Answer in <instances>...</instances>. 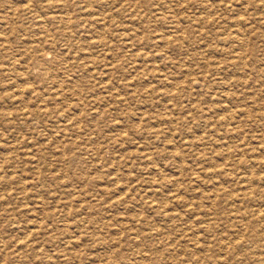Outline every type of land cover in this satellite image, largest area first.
Here are the masks:
<instances>
[{"label": "rangeland", "instance_id": "rangeland-1", "mask_svg": "<svg viewBox=\"0 0 264 264\" xmlns=\"http://www.w3.org/2000/svg\"><path fill=\"white\" fill-rule=\"evenodd\" d=\"M0 264H264V0H0Z\"/></svg>", "mask_w": 264, "mask_h": 264}, {"label": "bare ground", "instance_id": "bare-ground-1", "mask_svg": "<svg viewBox=\"0 0 264 264\" xmlns=\"http://www.w3.org/2000/svg\"><path fill=\"white\" fill-rule=\"evenodd\" d=\"M206 2V1H205ZM251 5V4H250ZM207 10V9H206ZM169 20V19H168ZM247 21V20H246ZM53 38V37H52ZM239 38V37H238ZM10 62V61H9ZM255 67V66H254ZM20 91V90H19ZM155 169V168H154ZM255 191H256V189H251V193H252V195H251V197L254 195V193H255ZM254 202V201H253ZM194 206V205H193ZM240 213V212H239ZM210 214V213H209ZM208 214V215H209ZM248 215V213H241V216L243 217V218H246V216ZM255 220H251V221H249V223H248V226L250 227V226H254L255 225V222H254ZM197 224V223H196ZM204 224V223H203ZM208 229V228H207ZM206 229V230H207ZM261 241V240H260ZM259 241V242H260ZM262 242V241H261Z\"/></svg>", "mask_w": 264, "mask_h": 264}]
</instances>
